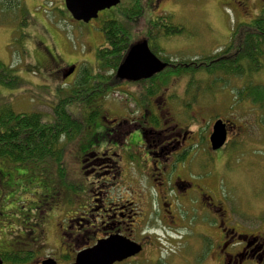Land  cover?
Masks as SVG:
<instances>
[{"label":"rangeland","instance_id":"374dc122","mask_svg":"<svg viewBox=\"0 0 264 264\" xmlns=\"http://www.w3.org/2000/svg\"><path fill=\"white\" fill-rule=\"evenodd\" d=\"M240 1L244 4L238 8L232 4V0H171L162 1L157 6L154 5V0H143L144 14L131 26L134 30L133 41L140 42L143 40L141 37L146 38V31H149L148 22L169 12L172 23L181 26L183 31L168 36L160 34L157 43L164 50L163 58L167 57L168 60L171 58L169 71H175L171 66H179L183 60L202 58L221 50L229 43L231 29L235 25L249 22L264 14L263 0ZM126 6H128L126 0L119 4V8ZM108 13L110 10H105L99 13L97 20L83 24L71 20L64 10L62 0H11L9 15L0 12V63L13 69L21 84L17 86L18 88L0 86V94L3 97L0 96L1 100L9 102L14 111H38L45 114L46 119H50L52 111L50 107L59 104L60 98L71 95L74 83V78L61 77V70L73 62L77 64L80 62L83 67L87 66L85 61H90L88 56L90 57L91 49L104 44L103 36L96 26L101 18L110 17V14L106 15ZM117 14L116 17L121 19L118 12ZM90 29L98 36L88 40V35L82 32L86 33ZM241 64L244 74L241 78L232 80L233 87L230 86L231 80L226 85L213 84L210 89H213L214 94L207 97L208 100L201 101L200 106L191 107V127L186 120L183 121L181 116L179 117L178 113L183 114V110L180 109L174 110L176 116L173 123L177 127L183 124L186 130L189 126L191 139H196L194 134L200 133L198 142L193 141L197 145L194 149H192L194 144L191 146L189 156H207L208 159L204 161L200 159L195 170L193 168L195 160H191V170L201 173L202 165L206 175L202 173L201 175L208 181L207 186L216 190L211 194L222 203L226 219L229 218L228 227L242 233L257 235L264 233V127L256 122L261 115L258 107L247 103L234 104L232 89L239 88L245 77L251 78L256 84H264V57L260 59L263 68L258 73L250 70L251 66L247 61ZM162 75L167 77L166 70ZM188 78H193L198 83V86L191 87V90L204 88V84L210 79L202 71L196 72L191 78L184 73L171 75L167 85L161 89H164L162 94L168 96L167 101H171L173 106H183ZM115 83V81L108 83L112 85L110 88L107 87L106 96L99 103L104 110L111 113L109 118L118 117L125 106L135 110V106L144 104L146 100L144 85L126 88L120 83ZM172 93L175 97L171 96ZM191 93L192 91L189 92ZM155 100H158L157 97L152 99L151 104H155ZM67 108L74 117L79 118L87 110L83 104L75 103L68 105ZM216 120L227 124L232 122L235 126L229 131L225 151L217 160L215 167L214 160L209 156L216 158L218 153L209 149L207 141H204L205 133L201 126H208ZM81 127L83 128L82 125ZM84 139H88V134ZM64 141L62 140L61 144ZM72 143H64L65 151L60 168L63 170V179L60 176L53 179L50 172L43 175L44 172L39 173L31 164L20 166L6 160L0 161V244L3 243L1 239L9 237L17 239L36 231L40 234L43 232L40 237L45 241V246L42 245L40 252L31 253L33 256L31 261L27 260L26 263L25 259L11 261L15 264H34L45 257L54 258L59 262L57 234L60 231L59 224L63 221L62 225L65 227L69 219L67 216L73 208H77L79 199L85 195L77 192L82 186L75 185L83 181L78 169L83 173L80 165L84 162L82 164L81 157L75 155L76 149ZM139 168L133 165L131 171L127 173L121 171L120 176L116 177L118 180L116 187L109 192L106 190L114 202L120 198L126 200L134 197L136 204L130 207L133 217H136L139 209L145 212L147 209L145 200L151 195L150 183L146 178L151 172L142 174ZM179 173L184 176L183 172ZM215 180L220 182L219 185L215 184ZM89 192L93 198H97L100 193L99 190ZM185 210L192 230L188 233V242L183 247H177L176 243L180 238L171 233L173 231L169 230L166 233L165 230L154 234L150 230L151 225L144 228L147 231L144 234L148 236L145 237L139 233L141 229L136 226L139 236L150 244L146 251L143 250L137 257L143 261L141 264H158L156 260L158 252L162 264H219L213 256L214 245H211L208 253H204L205 250L202 248L206 241L205 235L209 234L200 224L203 216L194 214L188 208ZM39 223H43L40 231L37 228ZM154 227L160 228L159 225ZM212 233L218 234L215 230ZM173 245H176L175 248ZM136 262L137 260L133 264H139Z\"/></svg>","mask_w":264,"mask_h":264},{"label":"flooded vegetation","instance_id":"af4514ba","mask_svg":"<svg viewBox=\"0 0 264 264\" xmlns=\"http://www.w3.org/2000/svg\"><path fill=\"white\" fill-rule=\"evenodd\" d=\"M162 1L171 0H154L153 3L157 6ZM242 2L232 0V4L238 6V8L244 4ZM100 27L98 25L96 28L100 31ZM147 28L149 31H146V38L141 37V39L145 40L151 48L153 43H157L159 33L153 25H148ZM132 31L134 32V30ZM82 33L88 35V40L98 36L92 29ZM161 36L165 35L161 34ZM101 46L97 45L91 49L90 57L88 56L90 61H85L87 66L84 67L83 71L91 70L92 72H82V77L94 75L93 77L98 80L106 78L108 81H115V84L120 83L126 88L138 84L144 85L146 100L144 104L135 106V110H130L127 106L123 107L121 114L116 118H109L111 113L104 110L102 104H99V99L91 105H84L87 110L81 115L83 128L78 136L71 138V143L72 141L74 143L72 145L76 149L75 155L81 157L80 162L82 164L84 162L83 165H80L83 173L82 170L78 169L83 181L75 185L82 186V189L77 192L85 195L79 199L77 208H73L70 215L67 216L69 219L66 221L65 227L62 225L63 221L59 224L60 231L57 232L59 262L54 258L52 259L57 264H70L78 253L92 248L99 240L107 239L113 235H120L138 244L141 251L118 264H133L135 260L141 264L143 261L137 257L141 255L140 253L143 250L145 252L150 244L147 241L144 242L139 233H147L145 231L147 226L152 225L150 230L154 234L165 230L166 233L169 230L170 232L173 231L171 233L180 238L176 243L177 247H183L187 244L188 233L192 230L190 219L185 210L188 208L194 214L203 216L200 219V224L203 225V229L209 232L205 235V243L203 246L201 245L205 250L204 253H208L211 245H214L215 252L213 256L219 261V264H264V233L251 235L228 227L229 218L226 219L222 203L211 194L216 190L210 189L207 186L208 181L201 175V173L206 175L202 165L201 173L191 170V160H195L193 167L195 170L199 166L200 159L204 161L208 158L207 156H189L191 146L194 144L193 141L198 142L200 133L194 134L197 137L196 139H191L189 126L186 130L183 124L178 128L173 123L176 116L174 110L180 109L183 110V114L178 113L179 117L181 116L183 121L186 120L191 127L190 111H187L183 106H173L171 101L168 102V96L162 94L164 89L155 92L147 89L148 81L156 75L136 82L127 80L119 82L116 78V70L119 65L116 68L108 67L105 69V63L102 65L101 61L96 58L97 50ZM83 66L80 62L78 64L75 62L67 64L61 70L60 75L61 77L66 76L73 69L68 78H74V76L80 75L79 68ZM167 66L166 63L164 70ZM127 91L129 90L127 89ZM171 96H174L173 93ZM154 97H157L158 100H155V104H151ZM53 107H50L51 110ZM183 115L186 117L184 118ZM91 118L92 120L89 121ZM97 118L100 119L97 120ZM212 123L208 126H201L205 133L204 141H207L209 149ZM224 124L226 142L220 150L215 151V153H218L216 158L209 156L211 160H214L215 167L217 166V160H219V157L221 158L223 151H225L229 131L235 126V123L232 122H228L229 125L226 122ZM86 134H88V139H84ZM196 145L194 144L192 149ZM61 156H64V153H61ZM133 165L137 169L139 166V171L142 174L151 172L146 177L151 187V195L145 200L147 209L145 212L139 209L137 214L134 213L136 217H133L130 213V207L136 204L134 197L126 200L120 198L119 201L114 202L106 193V190L109 192L116 187L115 184L118 183L116 177L120 176V172L125 171L127 173L129 170L131 171ZM179 171L183 172L184 176H181ZM194 172L195 174H193ZM219 183L215 180L216 185H219ZM91 190L100 191L97 198L92 197L89 192ZM194 219L196 220L197 217L195 216ZM137 222L138 224H136ZM42 224L37 225L39 231L42 229ZM157 225L160 228L154 227ZM136 226L141 229L139 233H137ZM213 230L217 231L218 234H213ZM41 234L36 231L34 234L22 235L17 239H9L10 237L1 239L3 242L0 244L2 264H15L11 262L10 256L16 253L20 256H29L28 261H31L33 259L31 253L40 252L42 245L45 246V241L40 237ZM144 235L148 237L146 234ZM156 238L158 240V237ZM176 245H173V247L175 248ZM159 259L160 252H158L156 258L157 262ZM42 260L40 259L34 264H38Z\"/></svg>","mask_w":264,"mask_h":264},{"label":"trees","instance_id":"16d2710c","mask_svg":"<svg viewBox=\"0 0 264 264\" xmlns=\"http://www.w3.org/2000/svg\"><path fill=\"white\" fill-rule=\"evenodd\" d=\"M126 1L128 6L123 8L117 6L111 9L110 13L106 14L107 16L110 14V17L103 18L99 24L105 44L100 45L96 58L101 61L102 65L105 63V69L116 68L119 65L128 48L135 42L131 26L144 14L143 0ZM10 8L11 0H0V12L8 16ZM117 12L121 19L116 17ZM148 23L157 28L158 37L160 34L168 36L180 34L183 31L181 26L171 22L169 16L156 17ZM151 48L156 56L166 62L169 67L167 66L165 69L167 77L162 75L164 70L148 81L147 89L150 91L155 92L165 87L171 75L184 73L191 78L196 72L202 71L207 78H210L209 82L204 84V88L192 90L191 87H197L198 83L195 79L188 78L184 101H182L185 109L190 111L192 106H200L201 101L208 100L207 97L214 94L213 89H210L211 85H226L231 80L230 86L233 87L232 80L241 78L244 74V69L241 66L243 61H247L251 66L250 70L255 73L263 68L260 59L264 57V14L249 22L235 25L231 29L229 43L221 50L202 58L183 60L179 66H171L175 70L172 72L169 71L170 64H172L171 58L169 56V60L167 57L163 58L162 47L158 43H153ZM80 69V75L74 76V83L70 91L72 96L69 94L64 99L60 98L59 104L54 105L52 109L50 119H46V115L38 111H14L9 102L1 100L3 97L0 94L2 97L0 98V161L6 160L20 166L31 164L38 169L39 173L44 172L43 175L50 172L53 179L56 176L63 179V170L60 168L63 160L61 153L65 151L64 143L71 142V138L78 136L82 130L81 118L74 117L68 111V105L74 103L91 105L98 99L100 103V100L106 96L105 90L112 85L108 84L112 81H108L106 78L98 80L93 77L94 75L82 77V72L91 73L92 71H83L84 67H80ZM19 84L21 82L14 75L13 69L0 63V86L18 88ZM190 91H192L191 94H189ZM232 94L234 104L247 103L250 106L258 107L261 115L256 119V122L264 127V113H262L264 110V84H256L251 81V78L245 77L239 88L232 89ZM61 101H63L62 104ZM75 111L78 110L75 109ZM91 120L92 118L89 121ZM62 140H65L63 144H61ZM10 257L12 261L25 259V262L30 259L29 256H20L18 253ZM158 264H162V262L158 261Z\"/></svg>","mask_w":264,"mask_h":264},{"label":"water","instance_id":"95a60500","mask_svg":"<svg viewBox=\"0 0 264 264\" xmlns=\"http://www.w3.org/2000/svg\"><path fill=\"white\" fill-rule=\"evenodd\" d=\"M66 11L77 22L88 23L96 19L100 12L116 7L121 0H63ZM162 63L150 51L147 42L142 40L129 47L116 70L119 80L138 81L160 73ZM73 69L68 74L72 73ZM226 140L225 124L216 120L213 124L209 143L212 151L220 149ZM141 247L120 235L99 240L95 246L76 255L71 264H114L137 255ZM1 264V261H0ZM40 264H56L53 259H45Z\"/></svg>","mask_w":264,"mask_h":264}]
</instances>
